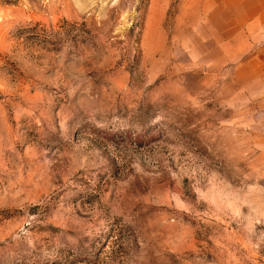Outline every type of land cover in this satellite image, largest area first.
Returning a JSON list of instances; mask_svg holds the SVG:
<instances>
[{"label":"rangeland","instance_id":"obj_1","mask_svg":"<svg viewBox=\"0 0 264 264\" xmlns=\"http://www.w3.org/2000/svg\"><path fill=\"white\" fill-rule=\"evenodd\" d=\"M0 264H264V0L0 1Z\"/></svg>","mask_w":264,"mask_h":264},{"label":"trees","instance_id":"obj_2","mask_svg":"<svg viewBox=\"0 0 264 264\" xmlns=\"http://www.w3.org/2000/svg\"><path fill=\"white\" fill-rule=\"evenodd\" d=\"M0 1L5 4H14L17 0H0Z\"/></svg>","mask_w":264,"mask_h":264}]
</instances>
